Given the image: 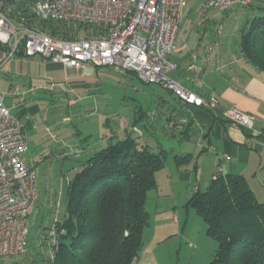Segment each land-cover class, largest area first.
Returning <instances> with one entry per match:
<instances>
[{
  "label": "crops",
  "instance_id": "1",
  "mask_svg": "<svg viewBox=\"0 0 264 264\" xmlns=\"http://www.w3.org/2000/svg\"><path fill=\"white\" fill-rule=\"evenodd\" d=\"M184 12L185 8L182 19L185 16ZM189 23L193 29V22L189 21ZM186 34L182 35L179 26L175 39L176 50L170 57L177 69L169 73V77L202 98L206 99L213 95L218 101L216 110L211 111L206 107L199 108L182 103L167 91L161 94L151 90L146 95L142 92V96L148 98L146 102L150 103L147 109L140 105L138 107L140 101L133 99L136 107L131 109L132 112L118 115L116 112L112 113L111 108L108 112H106L107 107L101 108L105 111L104 122L99 125L98 131L101 138L95 145L79 148L78 151L74 149V152L84 156L87 154L89 157L97 152L94 150L102 149L111 138H121L128 134L143 138L144 130L149 135H155L159 127L160 136L164 141L178 143L175 145L177 154L171 155L172 145L170 150L165 149L160 143L157 147L152 146L150 142L153 137L143 138L142 143L156 152L165 153L164 167L159 172L167 171V168L173 169L179 183L186 185L187 190L193 188L187 195V202L194 191H203L209 185L212 176L218 174L243 177L257 201L264 204V72L248 63L239 53V49L234 54H230L222 47L214 49L215 46H220V41L214 44L211 43L210 38L208 44H205L206 30L199 34L196 44H193L194 39L188 41ZM209 47L212 49L210 50ZM212 50L214 51L211 52ZM6 55V49L0 47V94L10 111L17 112L15 117L21 122L25 136L28 128L32 131L36 142L39 135L43 134H48L53 141L63 142L67 133L57 137V134L52 133L54 125H49L45 117L42 125L33 124L30 127L22 123V117H27L28 110L33 111L35 108L28 107V102L34 98L32 93L42 87L32 85L31 78L45 79L46 85L43 87H46L47 93L51 88L60 87V91L52 95V99L49 100L50 106L58 109L59 114L63 110L62 105L66 106L67 111L61 112L63 115L60 116L61 121H58L57 127L67 124L64 120L67 119L68 114L72 120L79 123H90L91 119L98 117L102 112L100 108L95 107L98 103L95 99L103 98L105 103L112 102V90L101 93L105 84L115 88L117 85H123L139 92L133 80L140 81L131 72L118 73L109 68L92 66H86L80 71L44 60L41 56L25 57L21 52H16L3 62ZM26 63L27 72L24 70ZM191 66L193 68L190 70ZM87 67L94 69L92 75H84L83 71ZM102 70L106 72L108 70L110 73ZM21 77L25 79L21 80ZM91 86L97 87L96 91H98L87 93L88 98H84L81 92ZM159 88L161 89L160 86ZM89 98L90 102L87 103ZM59 103L60 107H58ZM230 108L252 115L253 127L246 130L225 120L220 112ZM50 113H53L52 110ZM96 122V119L93 120L95 127ZM39 126H42V129H39ZM86 133L87 130L78 131V136ZM87 137L89 135H86L85 139ZM28 141L27 139V145ZM187 144L192 146L187 147ZM70 146L67 144L66 147ZM58 152L61 153L60 155L63 154L61 148ZM175 156L184 159L177 162ZM63 157L67 158V156ZM169 157L172 159L171 166L166 164ZM168 175V182L171 185L170 173ZM174 220L177 221V218L173 217Z\"/></svg>",
  "mask_w": 264,
  "mask_h": 264
},
{
  "label": "built area",
  "instance_id": "2",
  "mask_svg": "<svg viewBox=\"0 0 264 264\" xmlns=\"http://www.w3.org/2000/svg\"><path fill=\"white\" fill-rule=\"evenodd\" d=\"M16 1L0 0V47L7 51L3 62L21 52L80 71L92 66L131 72L141 83L158 85L182 103L216 110L213 95L202 98L169 77L177 69L170 57L187 0H37L21 8L27 10L26 17L13 15ZM200 1L204 11L223 12L253 2ZM39 22L78 24L88 33L72 39L55 37L41 30ZM220 114L239 128L253 127V116L235 108ZM27 151L23 126L0 94V261L27 250L28 218L38 202L36 173L24 158ZM48 237L55 246L54 227Z\"/></svg>",
  "mask_w": 264,
  "mask_h": 264
},
{
  "label": "trees",
  "instance_id": "3",
  "mask_svg": "<svg viewBox=\"0 0 264 264\" xmlns=\"http://www.w3.org/2000/svg\"><path fill=\"white\" fill-rule=\"evenodd\" d=\"M14 2V0H5ZM37 0H17L16 12ZM240 28L239 53L264 72V0H253ZM20 10V11H19ZM44 32L66 39L87 35L88 28L64 22H39ZM177 162L184 157L175 156ZM165 153L154 152L136 138H111L84 159L67 185V204L56 225V245L44 264H137L148 222L147 193L156 188V174ZM217 244L207 264H264V204L241 176L211 179L187 202ZM45 236V235H44ZM9 258H4L0 261Z\"/></svg>",
  "mask_w": 264,
  "mask_h": 264
},
{
  "label": "rangeland",
  "instance_id": "4",
  "mask_svg": "<svg viewBox=\"0 0 264 264\" xmlns=\"http://www.w3.org/2000/svg\"><path fill=\"white\" fill-rule=\"evenodd\" d=\"M250 7V5L241 6L236 4L232 9L225 12L217 10L204 11L200 0H187L185 16L180 22V31H182V35L187 33L188 41L194 39L193 44H196L199 34L206 30L205 44H208V38L214 44L220 41V46H215L214 49L222 47L228 50L230 54H234L238 51L240 28L250 15ZM189 21L193 22V29ZM77 25L70 24V26L74 27ZM209 48L210 50L212 49L211 47ZM24 70L28 71L27 63ZM102 71L106 72L105 70ZM93 72L94 69L91 67H87L83 71L84 75H92ZM107 72L110 73L108 70ZM12 78L14 77L12 76ZM24 79L21 77V80ZM102 80L104 82V79ZM45 82V79L31 78L32 85H41L42 87L37 92L34 91L32 93L34 98L28 102V107L35 108L33 111L28 110L27 117L23 116L21 121L26 126L30 125L31 127L33 124L42 125L45 117L49 125H54L53 134L61 137L62 133H67V136L63 140L61 138L63 142H57L51 140L48 134H43L39 135L38 142H36V139L32 136V131L27 128L26 137L29 140V149L24 158L26 165L34 169L36 173L38 202L28 218L29 233L26 252L23 255L3 260L1 262L3 264H44L43 260H47L48 257L52 256L48 232L53 227L56 228L57 222L63 218L67 204L68 182L73 179L78 171L79 164L88 157L87 154L84 156L74 152V149L78 151L79 148L93 146L101 138L98 131L100 129L99 125L103 124L105 119L103 115L105 111L103 109L107 107L106 112H108V109L111 108L112 113L116 112L118 115L129 111L132 112L131 109L136 107L132 99L140 101V104L138 102V107L140 105L147 109L150 103L146 102L148 98L142 96V92L146 95L147 92L153 90L165 94V90L162 88L161 90L158 85H143L135 80H133V84L139 92L123 85H117L115 88L105 84L101 93L104 94L112 90V102L105 103L103 98L95 99L98 102L95 107L97 109L100 108L102 112V115L99 114L100 117L98 115L95 118L98 126L96 125L95 127L93 125V120L95 119H91L90 123H79L72 120V117L68 114L66 116L67 119L64 120L67 124L57 127L56 124L61 121L59 118L63 115L61 112L67 111L65 110L66 106L62 105L63 110L60 111V114L57 111L58 109H53L50 106L49 100L52 99V95L54 96L60 91V87L51 88L49 93H47L46 87H43L46 85ZM96 89L97 87L91 86L81 93L84 98H88L87 93H92ZM91 98L93 99L94 96ZM86 102L89 103L90 98ZM60 106L61 104L59 103L58 107ZM51 110L53 113H50ZM10 112L14 116L17 114L15 110ZM39 129H42V126H39ZM84 130H87V133L78 136V131ZM143 133L144 139L153 137L150 142L152 146L157 147L158 143H160L165 149L170 150L172 148L171 155L177 154L175 145L178 143L164 141L163 137L160 136L161 129L159 127H157V134L155 135L147 134L146 130ZM86 135H89L87 139H85ZM133 136L136 138V135L133 134ZM143 138L139 137L136 140L140 144L145 145L142 143ZM67 144L71 146L67 148ZM191 146L192 144H187V147ZM60 148L63 150L62 155L58 152ZM63 156H67V158ZM171 160V157H169L166 161L168 166L169 164L171 166ZM167 169V171L157 172L155 176L156 188L149 191L146 196L145 208L148 212V222L143 229V245L139 252L137 264H207L212 260L217 244L206 235L205 224L197 216L195 210L187 204V195L192 192L193 188L187 190L186 185L184 186L178 182L176 172L173 169ZM168 172L170 173L171 185L168 182ZM173 217H176L177 221H173Z\"/></svg>",
  "mask_w": 264,
  "mask_h": 264
}]
</instances>
